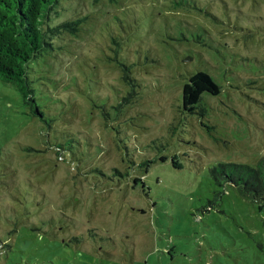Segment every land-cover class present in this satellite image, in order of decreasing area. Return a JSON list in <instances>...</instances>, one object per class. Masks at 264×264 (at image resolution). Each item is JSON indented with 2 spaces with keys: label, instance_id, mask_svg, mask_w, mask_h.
<instances>
[{
  "label": "rangeland",
  "instance_id": "obj_1",
  "mask_svg": "<svg viewBox=\"0 0 264 264\" xmlns=\"http://www.w3.org/2000/svg\"><path fill=\"white\" fill-rule=\"evenodd\" d=\"M194 1L55 5L42 115L0 81V264H264V210L208 171L264 159V0Z\"/></svg>",
  "mask_w": 264,
  "mask_h": 264
},
{
  "label": "trees",
  "instance_id": "obj_2",
  "mask_svg": "<svg viewBox=\"0 0 264 264\" xmlns=\"http://www.w3.org/2000/svg\"><path fill=\"white\" fill-rule=\"evenodd\" d=\"M192 6H195V1ZM60 0H0V81L19 92L32 114L42 115L32 95L28 64L43 50L52 48L51 35L75 33V23L50 27L47 20ZM204 92L216 95L219 86L203 71L192 73L182 86V109L193 112ZM218 187L232 186L238 194L264 210V159L255 166L218 163L208 169Z\"/></svg>",
  "mask_w": 264,
  "mask_h": 264
}]
</instances>
